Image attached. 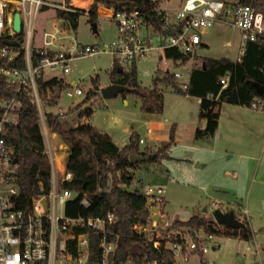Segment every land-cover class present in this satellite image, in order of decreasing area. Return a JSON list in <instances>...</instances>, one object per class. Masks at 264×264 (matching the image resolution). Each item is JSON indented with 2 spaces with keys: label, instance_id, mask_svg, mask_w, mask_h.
I'll list each match as a JSON object with an SVG mask.
<instances>
[{
  "label": "built area",
  "instance_id": "obj_1",
  "mask_svg": "<svg viewBox=\"0 0 264 264\" xmlns=\"http://www.w3.org/2000/svg\"><path fill=\"white\" fill-rule=\"evenodd\" d=\"M151 1L156 3L151 11L159 15V26L154 28L159 38L156 42L151 35L141 33L143 27L147 26V21L137 9H132L111 13V20L116 26L114 39L86 45L72 39L65 48L54 51L49 45L56 38V32L44 33L43 47L34 48L31 46V40L34 34V19L40 9L43 6L55 5L44 0H0V38L17 33L13 30L15 12L20 15L21 30L25 35L21 47L24 51L25 68L5 66L0 69L5 84L13 92L10 98H0V264H114L109 258L116 248L115 243L100 242L101 261L90 263L88 233L78 232L81 228L103 232L106 225L113 221V213H107L105 216L66 214L67 202L79 194L64 187V183L71 180L72 174L66 169L64 156L53 157L46 135L44 153L47 154L51 167L48 186L40 182L39 192L28 200L20 196L16 178L19 164L13 148L6 142V134L16 117L19 106L17 96L23 94L27 88L32 91L38 109L39 124L41 128H45L47 122L44 114L47 111L44 113L42 110L44 107L37 92L36 77L42 74L45 77L47 75L63 78L70 72V61L73 59L101 54L110 55L112 64L116 60L123 69L145 60L155 50L166 48H176L191 60L201 43L202 34L215 23L229 25L239 32L242 53L248 42L264 35V13L239 0H178L175 6L166 5L171 0ZM55 7L71 9L65 3ZM18 53L19 50L11 44L0 46V58L5 63L14 62ZM33 56L37 59L35 63L32 61ZM166 59L163 60L164 63ZM169 61L176 65V70L169 74L175 81L180 80L187 70L193 68V64L189 69L185 67L183 58ZM227 78L228 74L221 77L223 86L227 85ZM179 87L186 89L187 84H180ZM62 94L72 99L83 96L84 91L79 84L73 83L63 90ZM251 107L262 108L257 101H253ZM58 114L62 115L63 112ZM146 131L150 133L151 128ZM138 142L145 141L140 138ZM141 192L147 197V205L155 217L146 224H136L134 229L147 237L155 248L164 246L173 251L174 264H185L189 255L205 254L218 247L216 242H211L215 234L206 233L202 229L195 232V238L186 237L179 242L169 241L166 229L171 225V219H160L163 218L164 189L160 186H148ZM79 203L85 208L90 206L86 193L81 194ZM212 205L219 208L221 202L213 201ZM72 242L76 245L75 253L70 251ZM246 249L251 250L250 246ZM261 249L260 245L255 246L256 253ZM119 264L137 263L126 259ZM138 264L159 263L157 260L144 258Z\"/></svg>",
  "mask_w": 264,
  "mask_h": 264
},
{
  "label": "trees",
  "instance_id": "obj_2",
  "mask_svg": "<svg viewBox=\"0 0 264 264\" xmlns=\"http://www.w3.org/2000/svg\"><path fill=\"white\" fill-rule=\"evenodd\" d=\"M88 10V22L96 24L97 8L103 6L112 11H130L137 9L148 22L159 26V15L152 12L155 2L151 0H91ZM243 4L256 7L264 13V0H239ZM69 0H64L68 5ZM47 8L43 6L42 9ZM84 10L71 11L56 9L55 14L61 20L67 21L72 29L78 24L80 14ZM150 17V19H149ZM24 32L21 30L11 36L0 38V46L11 44L19 50L14 62L5 63L0 58V69L9 67L25 68ZM164 56L167 59L183 58L186 62L189 57L176 48H166ZM36 57L32 61L36 62ZM228 74V82L223 87L221 77ZM110 84L124 85L129 91L135 93L141 100V111L145 113H161L164 106L163 92L156 88H146L140 85L134 64L128 70L116 61L108 71ZM162 80L169 84L176 93L200 98L198 118L205 120V127H197L194 133L195 139L203 136H213L217 130L222 102L243 104L251 106L253 101L260 104L264 99L259 96L253 83L264 86V35L255 41L247 43L242 58L239 61L208 57L201 66H193L186 89H182L166 73L162 74ZM159 77L156 80L159 81ZM38 95L42 98L44 108H52L57 105L63 90L69 84L62 78H46L39 75L35 78ZM92 87L87 91L85 98L76 106L95 98L99 92L98 76L91 78ZM126 92H122L124 96ZM13 96L5 84L4 77L0 74V98ZM19 106L14 121L9 125L6 142L13 148L15 158L19 164L16 174L19 192L22 199L28 200L39 192L40 182L48 186L51 167L48 156L44 153V135L38 121V109L30 88L17 96ZM92 109L86 107L79 111L80 119L90 117ZM59 114L46 112V122L51 131L58 134L60 139L68 146L69 154L66 159V169L72 174L71 180L64 183V187L78 192V197L69 200L66 204V214L69 216H96L113 213V221L107 224L103 232L91 231L81 228L78 232L88 233L89 255L88 261L100 262L102 255L100 242L115 243L116 248L109 258L111 263L130 259L135 263H141L146 258L157 260L159 264H174L173 251L162 246L155 248L143 234L138 233L134 226L146 224L152 218V211L147 205V197L140 189L128 190L134 179V171L138 163H131V153L146 155L153 153L150 150L140 151L137 141L134 145L127 144L119 148L111 137L101 132L90 123H78L68 129H64L60 122ZM175 126L170 128L169 140H174ZM170 144V142L168 143ZM166 155L165 150L158 149L154 152L150 162H159ZM86 193L90 206L85 208L80 205L79 197ZM164 206V205H163ZM232 210L228 208L227 211ZM245 223L244 229L225 227L220 229L214 219L200 213L192 214L186 219L175 218L167 227L168 240L179 242L186 237L195 238V232L202 229L206 233L225 234L229 237H238L241 240H249L252 231L249 223ZM70 251L75 253L76 245L72 242ZM202 264H206L201 259Z\"/></svg>",
  "mask_w": 264,
  "mask_h": 264
},
{
  "label": "rangeland",
  "instance_id": "obj_3",
  "mask_svg": "<svg viewBox=\"0 0 264 264\" xmlns=\"http://www.w3.org/2000/svg\"><path fill=\"white\" fill-rule=\"evenodd\" d=\"M51 5H58L62 0H45ZM177 0H171L168 6H175ZM50 8L48 11H44L40 15V20L38 28H40V35L42 34L43 28L47 29V32H53L54 28L50 22H42L44 19L51 15ZM90 24L86 22L85 16H81L79 19L78 27V40L81 43H91V42H107L115 37V28L112 20L105 17H101L98 20V35L93 34L90 30ZM152 33V38L156 42L158 38L156 33ZM239 32L230 27L229 25L224 24H215V26L209 29L205 36L204 42L208 43L209 48L198 49V53L203 56L210 57H226L228 59H236L241 57L242 54L239 52ZM230 41L229 45H226V42ZM68 44V39H67ZM66 44V45H67ZM159 53H153L152 56L144 61L137 63V73L138 80L142 86L149 88L152 86V81L154 79V74L159 64V67L163 70L168 69V74H171L176 70V65H172V61L167 60L166 63L163 62L164 58L158 62ZM112 57L108 54H101L93 57H81L75 58L70 61V73L66 75L67 81L82 80L81 85L88 90L91 84V77L98 75V86H106L109 84V75L108 71L111 67ZM197 63H201L199 60ZM128 66L124 67V70H128ZM148 71V74H145V71ZM167 74V73H166ZM185 77L187 75H184ZM185 77L181 79L184 81ZM157 87L163 92L164 95V106L163 111L157 117L163 124H169V128L176 122H179V117L182 114V110L188 108L189 118L194 116L195 113L198 114L197 105L194 107V102L191 100V104L187 106L188 100L183 98L182 95H179L171 86L166 84L164 81H158ZM84 91V89H83ZM84 95L78 98H68L64 94L61 95L60 101L55 107L52 108H43L44 113L53 112L58 114L60 111L66 112L60 116V122L64 129L70 128L78 120L79 110H74V105L79 103L85 96ZM264 99V98H263ZM186 101L183 104L181 101ZM263 106H264V101ZM71 106L73 110L68 112V108ZM140 100L135 93L126 92L123 95L118 94L116 97L112 98H103L99 93L95 98H93L88 104L84 105L80 110L90 107L94 113L89 120H86V123H90L101 131L108 132L112 138L113 142L119 146L123 147L125 144L129 143V136L134 132L140 138L146 137V123L142 117V112L140 108ZM264 108H241L240 112L243 117H237L238 122H243L245 120L259 119V121H264ZM197 110V111H196ZM256 111H261L256 112ZM192 113V114H191ZM45 119H46V113ZM228 118V117H227ZM244 118V119H243ZM226 119V117H225ZM78 122V121H77ZM41 125V124H40ZM247 125V124H246ZM246 125H240L239 128L246 133L247 136H252L250 130L246 129ZM264 126V123H262ZM128 127V131H124V127ZM41 127V126H40ZM177 125L175 126L174 140L165 141L163 143L167 144L170 142L166 150V155L160 159L159 162H150L146 161L141 164V169L134 171V179L132 180V185L126 187L128 190H135L139 188L143 191L144 188L148 186L157 187L160 186L164 189V206H162L163 218L160 219H171L172 222L175 218L186 219L188 216L196 213H200L206 217H212L211 212L214 208L212 205L213 201H221L222 205L219 207L222 210H226L225 206L232 207L234 210L235 216L241 221H247L245 215V207L238 205L241 201L240 197L237 199L233 193L225 194L223 192L217 191L218 185L224 184L223 187L229 188V184L235 179L231 176H224L223 170L228 169L233 172L236 169L233 166L234 163L230 161L226 164V157L224 161V155L210 152V155L204 156V154L194 151V154H186V146H191L190 131L188 128L184 127V131L181 132V142L179 143L175 137ZM256 132V131H255ZM180 136V135H179ZM255 134L253 137L255 138ZM256 139V138H255ZM60 141V140H59ZM61 144V143H60ZM56 146L55 150L51 149L54 158L67 155V151L62 147ZM146 146L155 148V143L153 140H146L144 144H139L138 148L140 150L145 149ZM162 147V144L159 145ZM57 152V153H56ZM58 154V155H57ZM202 154L203 159L201 161L202 165L198 167L196 164L199 163L195 158ZM232 159L233 157H228ZM55 165L57 167V160ZM242 160L241 162H245ZM221 162V163H220ZM66 163V162H65ZM252 161L248 165V171L251 168ZM139 167V166H138ZM238 168H242V165H238ZM254 168V167H253ZM252 168V169H253ZM251 169L250 172L253 170ZM218 172V173H217ZM250 176V173H249ZM215 181V182H213ZM196 183H201L197 185ZM248 183L244 185L242 193L247 192ZM222 189V188H221ZM228 190V189H227ZM244 198V196H241ZM235 201L238 203L236 204ZM234 203V204H233ZM230 204V205H228ZM241 204V203H240ZM206 207V212H202V209ZM155 216L153 215L152 218ZM220 229H223L224 226H218ZM264 239V237H262ZM211 242H216L218 247L212 248L205 254V257L210 259L209 261L212 264H246L244 259L246 253L248 252L246 246H250L252 251H254L253 241L241 240L239 238L229 237L225 234H219L213 237ZM255 262L252 264H264V243H262V249L259 252V255L256 254L253 256ZM195 259V258H194ZM197 259V258H196ZM194 260L191 262L193 264ZM186 263V262H185Z\"/></svg>",
  "mask_w": 264,
  "mask_h": 264
},
{
  "label": "crops",
  "instance_id": "obj_4",
  "mask_svg": "<svg viewBox=\"0 0 264 264\" xmlns=\"http://www.w3.org/2000/svg\"><path fill=\"white\" fill-rule=\"evenodd\" d=\"M80 1H81L80 5L73 4V0H69L68 5H66V4L65 5L67 7H70L71 11H78V9L84 10V12L82 14H80V17L85 16L86 22L88 24H90L89 26H90V30L92 31V33L98 35V30L100 29V28H98V20L101 17H105V18L111 20L110 15L113 11L111 9L105 8L103 6H98L96 24L89 23L88 22V10L92 4V1L91 0H80ZM177 2H178V0H177ZM177 2H176V5H177ZM62 3H64V0H62L60 3H58V5H60ZM55 6H48L47 5L46 6L47 8H45V9L41 8L40 11L38 12V14L36 15V17L34 19L35 20L34 34H33L32 40H31V46H33L34 48L43 47L44 33L47 32L46 31L47 29L43 28L42 34L40 35V28H38V24H39V20H40L39 18H40V15L44 11H48V9H50V8L53 9L51 11V15L46 17L44 19V21H42V22H47V23L50 22L52 27L54 28L52 33L56 32V34H55L56 38H54L53 43L49 45L50 49L57 51V50H61V49L65 48L68 45L67 39H68V43H69V41L74 39L77 42H79L80 44H84V45L101 43L98 41L97 42H91V43H81L78 40V27H79L80 17L78 19L77 27L75 29H72L67 21L61 20L58 17H56L55 11L57 8ZM113 24H114V28H115V34H116V26H115L114 22H113ZM217 24H222V23H217ZM146 25L147 26L143 27L141 33L142 34H149L152 37V33L150 32V30H152L153 33H156L155 32L156 30L154 29L156 26L154 25L153 22H151V20H149L146 23ZM156 28H158V27H156ZM208 30H206L202 34L201 43H200L198 49H202L204 47L209 48L208 43L204 42V36ZM156 37H158L157 33H156ZM229 44H230V41H227L226 45H229ZM198 49H197V51H199ZM154 52L159 53L158 54L159 55L158 62L160 60H162L163 58L166 59V57L164 56V50L163 49L153 51L148 58H150ZM239 52H240V54L243 55V53L241 52L240 40H239ZM242 55L240 58H239V56H237L238 58L233 59V60L228 59L226 57H212V58L227 59V60H231V61H239V60H241ZM208 57H210V56H203L200 53L196 52L195 56L191 60L188 59L186 62H184V65L188 69L192 64H193V66H201L204 63V59L208 58ZM148 58H146V59H148ZM166 60H169V59H166ZM199 60L201 61L200 64L197 63ZM136 65H137V63L134 64V66L136 68V72H137ZM172 65H174V63H172ZM111 67H112V61H111ZM69 73L65 74L62 78L66 81V83L69 84V86L72 85L73 83L79 84L82 87V89H84V92L86 91V93L92 87V85H91L88 90H85V88L81 85L82 80H79V82H77L76 80L67 81L66 75H68ZM163 73H167L166 74L167 76H171L168 74L169 73L168 69L163 70L159 67V64H158L157 69H156L155 74H154L155 75L154 79L152 81V86L149 88L156 86V88L159 89L157 87L158 80H156V78L159 77L160 78L159 81H163L162 80V77H163L162 74ZM190 73H191V70H187L184 73V75H187V76L185 77L183 75V77L181 78V79H183L185 77L184 81L182 80V83H181V79H180V80L176 81V83L178 85L188 84ZM145 74H148L147 70L145 71ZM96 76H98V75H95V77ZM46 78H51V77L46 75ZM91 78H93V77H91ZM137 79H138V73H137ZM227 82H228V78H227ZM109 84H110V82H109ZM109 84H107V85H109ZM99 87H101V86H99ZM102 87H105V86H102ZM143 87H145V86H143ZM223 87H225V86H223ZM172 90H174V89L172 88ZM86 93H85V95H86ZM179 95H182L183 98H186V100H188V102H186L184 100L181 101L182 104H183V102L184 103L186 102L187 106H189L192 102H194V107L197 105V108L199 111L200 98L195 97V96L185 95V94H179ZM84 98H85V96H84ZM60 99L58 101H60ZM82 100L79 103H76V105H74V110L76 109V110L80 111V108H82L84 105L88 104V102H90L92 99L89 100L88 102L82 104L81 107H76L82 102ZM191 100H192V102H191ZM57 104H58V102H57ZM260 104L264 108L263 102H261ZM140 105H141V100H140ZM249 107H251V106H246L243 104H234V103L222 102L220 105V116H219V120H218L217 130L215 131V134L213 136H203V137H200L198 139H195L194 133H195L196 128L200 127L201 129H203L205 127L206 121L205 120H199L197 113H195V118L192 115L189 118L188 117L189 113H188L187 107H185L186 108L185 110H182V114L180 115V117L178 119L179 122H176L174 124V126L177 125V129H176L177 135H176L175 139L179 143L181 142V138H180L181 134L180 133L184 131V127L188 128V130L190 131L191 146H189V147L186 146V148H185L186 154L192 155V154H194V151L197 150L198 152L204 154V156L206 155V158H207V155L208 154L210 155L211 151L214 153H218V154L223 153L224 161H225V157L227 159L225 162L226 164L229 161L231 163H234L233 166H235L237 170L231 172L228 169H225V170H223V175L224 176H231L235 180L232 181L229 184V188H226V189H225V187H223L224 184H223V186L218 185L217 191L223 192L225 194L226 193L227 194L233 193V195L237 199H239L238 196L240 197L241 201L239 203L237 201H235V203L236 204L238 203V205L245 207V211H246L245 215L247 217V221H248L249 226H250L251 231H252V237L249 240L253 241L254 249H255L256 245H260L262 247V243H264V239L262 238V237H264V126L262 125V123H264V121H259V119H253V120L249 121V120H245L243 118L244 119L243 122H238L237 117H243V115H241L242 113L240 112L241 108H249ZM72 110H73V108L71 106H69L67 111L71 112ZM256 110H258V109H256ZM92 112L94 113L93 110H92ZM141 112H142V117L144 116L143 119L146 123L145 130H147L148 128H151V132L147 133V131H146V137L143 139L145 142L147 139L153 140L155 143V148L152 149L151 147L146 146L145 149H143V150H140L139 148L138 149L140 151L150 150L151 152L154 153L158 149H161V147L159 146L160 144H162V146H163V143L165 141H168L167 137H169V133H170V128H169L170 123L169 124H163V122H161L157 118L161 113L158 114V113H145L143 111H141ZM256 112H260V114H261V111H256ZM63 113H66V112H63ZM93 113H92V115H93ZM92 115L88 118L83 117L82 119H80L78 116V120H77L78 122L76 121L72 126L77 125L79 122L80 123H86V120H89L92 117ZM225 117H226V119H225ZM239 124L240 125H246L247 124L246 129H244V130H247V131L250 130L252 136L250 137V136H247L246 133L244 134V132L241 130V128H239ZM41 130H42L43 135L44 136L46 135L47 140L49 141V144H50L51 148L53 149V151L55 150L58 143H59L60 147H62L63 149H65V151H67L68 146L60 139L58 134H56L55 132L50 130L47 123L45 125V128L42 127ZM124 131H128L127 126L124 127ZM101 132L108 134L111 137V139L113 140L112 136L108 132H105V131H101ZM254 134L256 135L255 136L256 139L253 137ZM129 139H130V141L127 144L134 145L135 141L139 140L140 137L137 136V134H134V132H133L129 136ZM144 143L137 142V147L139 144H144ZM115 144H116V142H115ZM127 144H125V145H127ZM168 146H169V144L167 143L164 146V149H162V150H165V152H166ZM119 148H121V147H119ZM202 154H200V156L198 155L195 158V160H198V162H199L196 164L198 167H200L202 165V163L200 161V159L201 160L203 159ZM67 156L68 155L66 152V155H64V157L67 159ZM230 156H232L233 158L229 159L228 157H230ZM204 160L205 159H203V161ZM242 160H246V161L242 163L241 162ZM250 161H252L253 163L251 165L250 170L248 171V165H250ZM141 164L142 163H138L139 167H137L135 169V171H137L138 169H141ZM238 165H242V168H238ZM251 169L253 170L252 172H250ZM249 173H250V176H249ZM213 182H215V181H213ZM246 183H248L247 192L242 193V190L244 189V185ZM196 184L199 186L201 185V183H196ZM131 185H132V183H131ZM242 195L244 196V198L241 197ZM221 205H222V203H221ZM228 205H230V204H228ZM225 208H227V209L223 210V211H227L228 208L230 209L232 207L225 206ZM65 211H66V207H65ZM199 232H201V231L199 230ZM234 238H238V237H234ZM250 249L251 250H249V251L247 250L248 252L246 253V257L244 259L246 264L254 263L255 258L253 256L256 254L259 255V253H256L255 250L252 251L251 247H250ZM208 252L205 254H208ZM205 254H201V253L191 254V255H189L188 261L185 264H191V262L193 260H194L193 264H202L201 263L202 258L206 264H212L213 260H211L212 262H210L209 261L210 259L206 258Z\"/></svg>",
  "mask_w": 264,
  "mask_h": 264
},
{
  "label": "water",
  "instance_id": "obj_5",
  "mask_svg": "<svg viewBox=\"0 0 264 264\" xmlns=\"http://www.w3.org/2000/svg\"><path fill=\"white\" fill-rule=\"evenodd\" d=\"M13 30L17 33L21 31V19H20V15L18 12H15L13 15ZM253 85L256 89L257 94L259 96H263L264 86L259 83H253ZM96 90L101 94L103 98H112V97H116L118 94L122 92L129 91V88L124 85L109 84L105 87L97 86ZM165 145L166 144H164L161 147V149H164ZM153 154L154 153L141 155V154L131 153L129 155V160L131 163H143V162L148 161ZM206 210L207 208L204 207L202 209V212H206ZM211 215L214 221L217 223V225L225 226L229 228H236V229H240V228L244 229L246 227L243 221L236 218L235 213L232 210L223 211L220 208H215L212 210Z\"/></svg>",
  "mask_w": 264,
  "mask_h": 264
},
{
  "label": "bare ground",
  "instance_id": "obj_6",
  "mask_svg": "<svg viewBox=\"0 0 264 264\" xmlns=\"http://www.w3.org/2000/svg\"><path fill=\"white\" fill-rule=\"evenodd\" d=\"M80 2H81L80 0H73V4L75 5H80L81 4Z\"/></svg>",
  "mask_w": 264,
  "mask_h": 264
}]
</instances>
